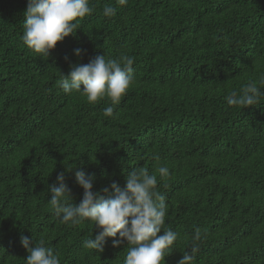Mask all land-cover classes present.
<instances>
[{
	"label": "trees",
	"instance_id": "obj_1",
	"mask_svg": "<svg viewBox=\"0 0 264 264\" xmlns=\"http://www.w3.org/2000/svg\"><path fill=\"white\" fill-rule=\"evenodd\" d=\"M26 7L0 0V264H26L22 235L43 239L60 264H123L127 242L85 248L99 229L61 223L47 189L64 172L78 204L77 170L107 196L141 167L157 175L165 226L178 233L166 264L190 251L197 228L192 264H264V98L247 108L226 100L250 80L264 91V0H90L93 13L47 59L23 44ZM121 54L134 58L135 79L118 105L60 88L71 63Z\"/></svg>",
	"mask_w": 264,
	"mask_h": 264
},
{
	"label": "clouds",
	"instance_id": "obj_2",
	"mask_svg": "<svg viewBox=\"0 0 264 264\" xmlns=\"http://www.w3.org/2000/svg\"><path fill=\"white\" fill-rule=\"evenodd\" d=\"M116 3L125 5L127 0H116ZM92 13L90 0H27L23 13L26 17L21 37L23 44L47 59L57 42L75 34L80 20ZM102 14L112 18L117 14V8L106 4ZM85 52L81 48L74 50L79 58ZM133 64L134 58L126 54L115 59L98 55L87 64L71 63L70 71L68 74L62 72L58 84L65 94L79 93L89 104H97L107 98L111 105H118L135 79ZM260 85L264 86V79ZM262 98L264 91L250 80L240 94L232 92L226 100L230 106L247 108L261 104ZM103 115L112 118L113 106L104 108ZM154 159L159 161L160 157L154 156ZM73 169L66 164L68 172ZM156 172L161 179L170 175V169L165 165L158 166ZM75 175L77 183L84 189L78 204L70 203L72 190L65 182L64 172L57 175L56 182L47 190L51 193V208L61 223L75 226L90 221L95 224V230L99 229L92 238L83 241L85 248L102 253L106 238L112 237L115 238L112 241L114 247L127 242L123 264H166L165 257L171 253L178 233L165 226L167 205L157 190L156 174H150L147 168H133L126 176L125 187L113 181L110 188H103L107 196L94 191V176L86 175L82 170H77ZM200 239L201 230L197 228L190 251L183 253L178 264H192L200 250L196 243ZM20 243L29 253L26 264H60L59 253L46 247L43 239L33 244V239L22 235Z\"/></svg>",
	"mask_w": 264,
	"mask_h": 264
}]
</instances>
